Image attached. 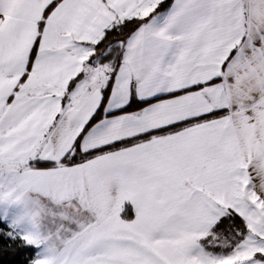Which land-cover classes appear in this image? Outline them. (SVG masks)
<instances>
[{
  "label": "snow or ice",
  "instance_id": "1",
  "mask_svg": "<svg viewBox=\"0 0 264 264\" xmlns=\"http://www.w3.org/2000/svg\"><path fill=\"white\" fill-rule=\"evenodd\" d=\"M0 264H264V0H0Z\"/></svg>",
  "mask_w": 264,
  "mask_h": 264
},
{
  "label": "trees",
  "instance_id": "2",
  "mask_svg": "<svg viewBox=\"0 0 264 264\" xmlns=\"http://www.w3.org/2000/svg\"><path fill=\"white\" fill-rule=\"evenodd\" d=\"M25 256H26V254H21V255L15 257V259H16L17 261H23L24 258H25ZM8 259H12V258L9 257Z\"/></svg>",
  "mask_w": 264,
  "mask_h": 264
}]
</instances>
